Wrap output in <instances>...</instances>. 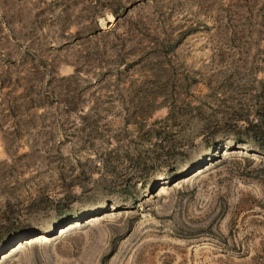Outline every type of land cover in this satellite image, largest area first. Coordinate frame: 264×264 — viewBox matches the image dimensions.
I'll use <instances>...</instances> for the list:
<instances>
[{
  "label": "rangeland",
  "instance_id": "374dc122",
  "mask_svg": "<svg viewBox=\"0 0 264 264\" xmlns=\"http://www.w3.org/2000/svg\"><path fill=\"white\" fill-rule=\"evenodd\" d=\"M4 243L264 264V0H0Z\"/></svg>",
  "mask_w": 264,
  "mask_h": 264
},
{
  "label": "trees",
  "instance_id": "16d2710c",
  "mask_svg": "<svg viewBox=\"0 0 264 264\" xmlns=\"http://www.w3.org/2000/svg\"><path fill=\"white\" fill-rule=\"evenodd\" d=\"M16 236H17V235H16ZM16 236H14L15 239H17V237H18V236H17V237H16ZM3 245H5V243L2 244V245H0V248H1Z\"/></svg>",
  "mask_w": 264,
  "mask_h": 264
},
{
  "label": "bare ground",
  "instance_id": "6f19581e",
  "mask_svg": "<svg viewBox=\"0 0 264 264\" xmlns=\"http://www.w3.org/2000/svg\"><path fill=\"white\" fill-rule=\"evenodd\" d=\"M22 244V243H21ZM23 245L20 246V248L22 247Z\"/></svg>",
  "mask_w": 264,
  "mask_h": 264
}]
</instances>
